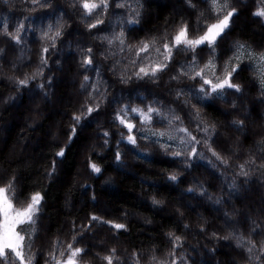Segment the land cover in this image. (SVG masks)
Here are the masks:
<instances>
[{
	"label": "trees",
	"instance_id": "16d2710c",
	"mask_svg": "<svg viewBox=\"0 0 264 264\" xmlns=\"http://www.w3.org/2000/svg\"><path fill=\"white\" fill-rule=\"evenodd\" d=\"M154 1L158 0H138L137 7H134L130 0H109L107 11L101 7L85 20L83 9L78 4L73 6V0H37L36 4L32 0H8V3L0 0V49H3L0 52V186L14 181L7 195L14 197L17 208L26 206L34 192L39 191L43 196L35 234L29 224L19 225L17 229L25 235V253L34 257L33 264H45L46 260L49 264H56L50 253L59 260L67 259L69 243L86 249L77 258L79 264H106L102 257L112 248L116 249L115 256L118 257L114 264H172L173 259L176 264H264V253L260 251L264 246V167H261L264 165V88L254 60L248 56V49L255 56L264 53V17L254 15L257 9H264V4L262 0H229L230 7H235L237 12L230 18L229 28L218 40L215 50L207 45L197 48V66H203L211 58L217 65V75L222 76L227 70L226 62L229 68L231 64L239 63L232 82L242 89L239 93L228 89L225 99L198 103L189 94L190 89L198 88V78L196 81L186 78L179 82L169 80L192 59V52L184 51L182 47L179 51L173 50V60L158 82L137 80L133 76L129 83H121V74L131 76L140 67V64L130 63L136 53L134 49L129 51L128 45H137L165 32L172 36L182 21L188 23L190 36H195L215 20L209 0H191L194 7L189 0H177L181 10L177 14L172 8L156 6ZM43 3L49 6L42 7ZM119 3L125 7H117ZM137 10L141 12L139 23L128 25L129 16H135ZM97 18L104 22L89 30L87 24ZM58 20L64 24L63 35L56 39L55 48L45 54L48 65L43 77L18 86L12 77L22 79L26 73L31 74L40 63L42 48L52 43L41 39V28L52 24L55 30ZM5 23L10 32L24 24L20 44L2 34ZM122 29L125 38L123 52L118 40L109 46L101 39L118 35ZM75 32L79 38L74 36ZM237 42L246 46L240 62L234 58ZM64 47L69 48L67 52ZM88 48L93 49V64L82 67V57ZM18 50L24 58L12 67L11 62ZM61 52L62 58L68 61L67 75L74 76L70 85L59 84L60 67L57 63H61ZM143 56L142 53L141 58ZM151 56L155 58L156 53L153 51ZM230 57L233 58L230 60ZM85 75L91 82L99 83L100 91L107 95L98 114L93 113L82 120L83 127L76 125L77 132L69 140L73 114L81 112V106L85 105L92 90L91 83L86 89L81 88ZM40 83L45 84L43 90L37 86ZM69 89L75 92L74 96L68 95ZM177 89H183L184 95L177 98ZM54 91L62 101L52 115L46 102H40V109L47 116L37 125L38 117L30 115L33 111L26 98L30 94L47 99ZM3 99L10 102L17 99L16 105L23 102L21 111L12 113V109L2 103ZM152 101L157 102L154 107L163 105L165 111L173 109L181 117L183 126L202 140L204 134L196 132L197 122L192 118L199 109L204 120L216 125L212 147L222 156L230 157L229 166L220 165L203 143L198 146L203 158L198 156L191 167H186L182 158L171 155L177 150L175 147L165 152L154 142L157 137L140 138L149 130L170 131L167 121L161 123L157 116H154L153 123L141 125L138 115L130 112L135 106L146 110ZM123 105H128L129 116L139 129H134L137 145L122 139V135H128L127 129L114 119L115 112ZM13 118L17 123L8 130ZM234 120H242L243 127L235 126ZM53 124L60 133L57 141H53L47 132ZM179 127L178 121L172 125V129ZM105 131L110 133L108 137L103 135ZM6 134L8 140L2 144L1 137ZM174 134L177 138L183 135ZM27 138L34 145L27 144L29 150L23 156L8 155L10 146L25 142ZM164 141L161 138V142ZM231 141L238 146L235 151L229 150ZM61 148L64 154L57 156ZM117 151L121 153L120 161L115 158ZM90 162L98 164L102 173H93ZM240 164H245V170L249 171L247 179L238 175ZM174 173L178 174L177 181L169 179ZM233 182L238 186L237 191L229 188ZM201 187L206 189L205 195L200 194ZM189 188L195 190L189 192ZM178 198L182 202L189 200V208L177 206ZM217 198L221 200L220 204L215 203ZM153 199L160 203L154 204ZM221 210L230 218L224 229H221L224 219L216 212ZM198 211L202 218L196 216ZM92 214L106 221L123 223L126 229L116 230L96 221L84 228ZM185 224L189 225L187 229ZM201 224L204 230H201ZM169 232L182 237L176 248L172 244L174 236L169 237ZM73 235L77 236L76 241L72 240ZM226 236L229 238L224 239ZM241 237L238 246L237 239ZM53 241H57L55 251ZM96 241L102 243L97 245ZM249 241L255 242L252 258L246 251L252 246ZM61 250L65 251L63 257L59 254ZM13 261L19 264L14 256L9 257V264ZM0 264H4L3 260Z\"/></svg>",
	"mask_w": 264,
	"mask_h": 264
},
{
	"label": "snow or ice",
	"instance_id": "6c2138e0",
	"mask_svg": "<svg viewBox=\"0 0 264 264\" xmlns=\"http://www.w3.org/2000/svg\"><path fill=\"white\" fill-rule=\"evenodd\" d=\"M5 3H8V0H4ZM33 4L37 3V0H32ZM78 6L83 9V18L86 20L90 18L95 11L100 9L101 7L107 11L110 7L109 0H73V6ZM189 4L191 5V0H189ZM42 7H48L47 3L41 4ZM194 7V5H191ZM117 7L123 8L125 5L123 3L117 4ZM142 7V6H141ZM210 7L212 11L219 14L223 11V9H229L226 14L222 16H218V18L213 23L206 24L203 32L201 34L190 36L189 34V25L187 22H181L179 27L176 29L175 34L169 36L167 32L161 34L160 36L151 37L148 40H143L138 42L137 45H128V50H135L136 58L130 60V63L133 65L140 64V67L133 72L131 76L121 74V83L127 84L129 83L133 76L137 80L148 79L153 83H156L160 80L161 74L165 72L173 59V50H180L182 47L184 51L192 52V59L187 63L186 67L181 66L178 75H172L169 77V80L179 82L182 78H186L188 80L196 81L199 79L200 83L197 89L189 90V94L192 95L198 103H203L209 99H225V92L228 89H233L235 92L239 93L242 91L241 86L237 83L232 82L233 73H235L239 67V63L231 64L230 68L228 63L226 62L225 68L227 69L222 76L217 75V65L213 63V60L210 58L208 61L204 63L203 66H197V57L196 50L201 45H207L211 50H215L218 40L222 39L223 34H225L226 29L229 28L230 18L234 16L237 12L235 7H230L228 0H224L223 4H219L218 0H210ZM203 15V14H202ZM254 15L264 17V9H257ZM141 16V12L139 10L136 11L135 16H129L127 20L128 25L138 24L139 17ZM104 21L100 18H97L93 23H88L87 28L89 30L95 29L98 25H101ZM64 24L60 20L57 21L55 25V30H53V25L49 24L47 28H41L40 34L42 40L52 41L51 45H46L42 48V55L40 58V63L37 68L31 74H25L24 78L12 77L16 80L18 86L28 85L30 81L36 80L38 77H43L44 68L48 65V59L45 55L49 52L50 48H55V41L57 38L63 35ZM24 31V24H19L14 32L9 31V26L5 23L2 27V34L10 37L12 41L16 44H20L22 37L21 33ZM102 40H106L109 46H112L114 41H119L121 45L120 51H124L125 38L123 29L121 32L116 35L114 34L111 38L108 36L101 37ZM235 52L234 58L240 62L243 59V50L245 49V45L243 43L237 42L235 44ZM3 49H0L2 52ZM83 51V50H82ZM156 53V57L153 58L151 56L152 52ZM87 54L82 57V67H86L93 64L92 53L93 49L88 48L86 50ZM144 56L141 58V54ZM101 55H104L103 53ZM256 54L248 49V56L252 57ZM233 57H230L231 60ZM260 62L264 63V53H260L258 56ZM146 61V63L144 62ZM210 73V74H209ZM99 75V72H97ZM51 80V77H49ZM92 84V90L88 93V98L85 101V105L81 106V112L79 114H73L74 124L72 126L71 132L72 135L69 136V140L73 138V136L77 132L76 125H81V121L85 120L87 117H90L93 113H97L100 111L101 106L104 104L106 99V92H101L99 83L91 82L90 78L85 75L83 77V81L81 83V88L86 89L87 85ZM262 84H264V73H262ZM40 89L45 88V84L40 83L37 85ZM45 95L47 93L45 92ZM177 98L184 95L183 89H177L175 92ZM157 102L152 101L145 108L135 106L130 109L132 114H137L141 125H148L153 123L154 116L160 118L159 122L163 123L167 121L169 125L170 131L166 133L165 131H151L149 130L148 134H143L140 138L149 139V136L157 137L154 141L158 143L165 152L173 149L174 147L177 149L171 152V155L174 158H182L186 167L192 166V161H194L198 156L203 158V153L198 151V146L203 143V145L207 148V150L211 153L212 157L215 158L216 161L219 162L220 165L224 167H228L230 164V157L222 156L219 152H217L213 147L212 143L214 142V137L216 134V125L214 123H209L208 121L202 118V115L199 109H196L193 113V120L196 123V132L203 133L204 138L198 139L196 135L193 134L187 127L183 126V121L180 116L175 114L173 109L164 110L163 105L159 107H154ZM187 103V101H185ZM195 108V106H193ZM235 107V104H233ZM86 109V110H85ZM115 121L119 122V125L123 126V128L127 129L128 135L124 137L122 135V139H126L128 143L132 145L137 144V135L134 134V129H136V125L132 122V119L129 116V108L128 105L121 106L114 114ZM180 122L181 127L178 129H172V125L174 122ZM233 124L238 127H243L242 120H234ZM83 127V125H81ZM139 131V129H136ZM179 132L183 133V135L179 136V142L177 143V138L174 133ZM105 137H108L110 133L105 131L103 133ZM167 135V140L161 142V138ZM171 142V143H170ZM105 145L108 144V140L105 139ZM119 143V141H118ZM191 149L188 151V149ZM64 154V149L61 148L56 155L62 156ZM115 158L117 161L121 160V153L119 151L116 152ZM249 163H254V161H249ZM213 167H217V164H213ZM89 167L93 173L100 174L102 173V168L96 163H89ZM264 167V165H261ZM240 172L238 175L243 176L247 179L249 176V171L245 170V164L239 165ZM52 171H54V166ZM51 175V172H49ZM171 181H177L178 174H171L169 176ZM13 182H10L6 186H0V260H3L4 264H9V257L14 256L15 260H18L19 264H33L34 257L32 255H26L25 253V235L21 234V231H18L19 225L29 224L33 226V234L36 232L35 225L37 224V216L41 210V202L43 200V196L41 192L37 191L30 195L29 202L26 206L17 208L14 206L13 198H10L7 193L13 187ZM229 188L232 191H237L238 186L235 182L229 185ZM195 189L189 188L188 191L192 192ZM200 194L205 195L206 189L203 187L200 188ZM94 199V197H93ZM211 199V197H209ZM154 204L160 203L153 199ZM216 204H220L221 200L219 198L215 201ZM182 215V214H181ZM227 216L228 214L225 213ZM96 221L101 224H107L113 227L116 230L126 229V225L123 223H116L111 220H104L102 217L92 214L89 218V224L84 225V228H88L91 226V223ZM185 229L189 227V225H184ZM201 230H204V225L201 224ZM73 228H75V224H73ZM215 235V233L213 234ZM230 236L233 233L229 234ZM169 237H173L174 234L172 232L168 233ZM226 236L224 239H228ZM242 237L237 239L238 246L241 245ZM31 241V237L29 238ZM73 241L77 240V236L73 235ZM182 240L181 236H174L172 240L173 248H176L177 244ZM57 241H53V251H55V245ZM251 247H248L246 251L250 254L253 252L255 247L254 241H249ZM29 250L31 249V242L28 244ZM86 249L83 247H76L73 243H69L67 245V259L59 260L51 253L49 254L53 260H55L56 264H79L78 257H80L83 253H85ZM260 251L264 253V246L261 247ZM116 249L112 248L109 250V253L102 257L106 264H114V259H118L115 256ZM60 256L63 257L65 255V251H60ZM136 256V253H133ZM171 255V253H170ZM155 259V257H153ZM12 264H15L13 261ZM45 264H49L46 260ZM172 264H176L175 259L172 260Z\"/></svg>",
	"mask_w": 264,
	"mask_h": 264
},
{
	"label": "rangeland",
	"instance_id": "374dc122",
	"mask_svg": "<svg viewBox=\"0 0 264 264\" xmlns=\"http://www.w3.org/2000/svg\"><path fill=\"white\" fill-rule=\"evenodd\" d=\"M181 1H183V0H181ZM262 1L264 2V0H262ZM176 2H177V0H158L157 2L154 1L153 3L156 6H160V7L166 6V7L172 8L173 12L176 13V14L177 13H181L180 6ZM218 3L219 4H223L224 0H218ZM228 3H229V0H228ZM130 4L133 5L134 7H137L138 0H130ZM228 10L229 9L226 8V9H223V11L221 13H219V14L216 13L217 18H218V16H222L223 14H226ZM74 36L76 38H79V34L77 32L74 33ZM73 48H76V45H73ZM64 49H65V52H67L66 50H68L69 48L64 47ZM62 52H64V50H62ZM62 52L59 55V57L61 59V63L60 64L57 63L59 65V67H60V78H61L60 80L61 81H59V84L61 85L62 83H65V84L67 83V85H70L72 83V80H73L74 76L67 75V65H68L67 62L68 61L66 60V58H64V59L62 58ZM23 58H24V56H23L22 52L20 50H18L15 53L14 57H13V60H12L13 62H11L12 67L18 65L22 61ZM249 58H252L254 60L255 67H256L257 71L259 72L260 78H261V81H262V73H264V63L259 61L258 56H252V57H249ZM1 74H4V73L1 72ZM262 86L264 88V84H262ZM77 92H78V90H77ZM74 94H75L74 91H72L70 89L68 90V95L74 96ZM243 99H245V98H243ZM26 100L28 101V103L32 107V111L33 112H31L30 115L34 114L35 117H38V119L36 120V124L37 125H39L41 122H43V120H44L43 118H45L47 116V113L46 114L42 113V111L40 109L41 105H42V103L44 101L46 102L48 107H50L49 111H50L51 115L55 113V111L57 110V107L60 105V103L62 101L60 99L59 95L56 93V91H54L53 94L51 95V97L47 98V99L44 96L35 97V96H32V95L28 94ZM17 101H18L17 99H15L13 102L6 101L5 99H3L2 103L3 104L5 103V105L8 106L10 108V110L12 109V113L15 114L17 111H19L21 109L22 103H23V102H21L18 105H16ZM40 102H42V103H40ZM14 114H13V117H15ZM30 115H28L27 117H29ZM248 119H250V117H248ZM249 121L251 122V119ZM16 123H17L16 118H13L12 122L10 123V125H8V130L11 129ZM48 130H47V132H49L50 135H52L53 141H57L59 136H60L59 130H56V127L54 126V124L51 125V127H48ZM55 130H56V132H55ZM8 137H9L8 134H6L5 136L3 135L1 137L2 144H5V142L8 140ZM163 138L165 140H167V135L165 137H163ZM178 142H179V138H177V143ZM27 144L34 145V143L30 142L29 138H27L25 140V142L21 141L18 144L15 143L13 146H10L9 147V151H8V153H9L8 155L11 156L12 154H17V156H23L25 151L29 150V148L26 147V146H29ZM236 147H238V146H235V143H233V141H231L229 150L230 151L231 150L235 151ZM128 171L130 172L131 170L129 169ZM78 174L80 175V171H78ZM139 198H142V196L140 195ZM178 199H179V201L177 203V206H183L184 208H189V206L191 205V202L189 200L182 202V200L180 198H178ZM174 211L178 215V211L176 209ZM216 212L219 213V215L223 217L222 220L224 219L223 220L224 222L222 223L221 229L226 228V226H227L226 224L230 223V218L228 216H226L225 212L222 211V210L221 211H216ZM135 216L137 218L141 219V217L139 215L138 216L135 215ZM196 216L198 218H202L201 217L202 216L201 212L200 211L196 212ZM178 217H179V215H178ZM101 243H102V241H96L97 245H100ZM200 264H202V262Z\"/></svg>",
	"mask_w": 264,
	"mask_h": 264
},
{
	"label": "bare ground",
	"instance_id": "6f19581e",
	"mask_svg": "<svg viewBox=\"0 0 264 264\" xmlns=\"http://www.w3.org/2000/svg\"><path fill=\"white\" fill-rule=\"evenodd\" d=\"M173 60V59H172ZM185 80V79H184ZM207 101V100H206ZM208 102V101H207ZM137 145V144H136ZM137 162V161H136Z\"/></svg>",
	"mask_w": 264,
	"mask_h": 264
}]
</instances>
